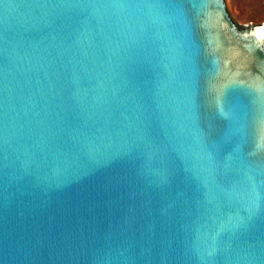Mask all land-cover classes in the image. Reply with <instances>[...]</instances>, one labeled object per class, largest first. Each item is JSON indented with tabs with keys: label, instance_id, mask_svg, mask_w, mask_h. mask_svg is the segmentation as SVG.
Returning a JSON list of instances; mask_svg holds the SVG:
<instances>
[{
	"label": "water",
	"instance_id": "obj_1",
	"mask_svg": "<svg viewBox=\"0 0 264 264\" xmlns=\"http://www.w3.org/2000/svg\"><path fill=\"white\" fill-rule=\"evenodd\" d=\"M0 264H264L263 23L0 0Z\"/></svg>",
	"mask_w": 264,
	"mask_h": 264
},
{
	"label": "rangeland",
	"instance_id": "obj_2",
	"mask_svg": "<svg viewBox=\"0 0 264 264\" xmlns=\"http://www.w3.org/2000/svg\"><path fill=\"white\" fill-rule=\"evenodd\" d=\"M226 9L237 24L264 23V0H224Z\"/></svg>",
	"mask_w": 264,
	"mask_h": 264
},
{
	"label": "bare ground",
	"instance_id": "obj_3",
	"mask_svg": "<svg viewBox=\"0 0 264 264\" xmlns=\"http://www.w3.org/2000/svg\"><path fill=\"white\" fill-rule=\"evenodd\" d=\"M263 25H264V23H263Z\"/></svg>",
	"mask_w": 264,
	"mask_h": 264
}]
</instances>
